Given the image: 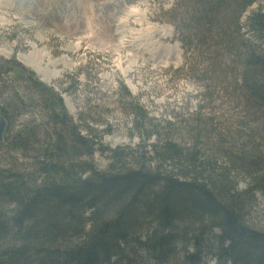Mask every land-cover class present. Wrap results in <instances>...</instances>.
<instances>
[{
  "label": "rangeland",
  "instance_id": "rangeland-1",
  "mask_svg": "<svg viewBox=\"0 0 264 264\" xmlns=\"http://www.w3.org/2000/svg\"><path fill=\"white\" fill-rule=\"evenodd\" d=\"M0 1V116L9 121L6 138L14 141L28 131L44 138V90L31 83L34 75L64 99L82 136L92 132L100 141L94 146L100 170L113 164L109 150L135 152L137 160L155 168L149 146L173 142L196 152L210 173L225 172L239 191L261 179L263 189L249 203L247 220L264 230V99L255 100L235 82L241 63L223 61L224 42L214 32L195 31L203 29H196L186 0H13L11 6ZM259 7L246 10L240 35L264 48V40L247 27ZM210 42L223 47L213 52ZM33 59L36 66L27 63ZM135 99L150 118L142 131ZM5 145L0 144V168H31L28 155ZM160 167L177 172L172 163ZM143 221L146 227L126 241L114 264H225L219 230L198 237L185 220L167 249L158 251L150 244L166 241L153 221ZM183 239L190 241L187 247Z\"/></svg>",
  "mask_w": 264,
  "mask_h": 264
},
{
  "label": "trees",
  "instance_id": "trees-1",
  "mask_svg": "<svg viewBox=\"0 0 264 264\" xmlns=\"http://www.w3.org/2000/svg\"><path fill=\"white\" fill-rule=\"evenodd\" d=\"M186 1L196 10V29H203L195 31L214 32L224 42L223 61L241 63L235 82L255 100H263L264 48L240 35V23L248 8L260 4L248 16L247 27L264 40V0ZM219 44L210 42L209 50L214 52ZM29 79L44 90L48 126L44 138L28 131L0 143L23 151L33 163L25 169L0 168V264H114L126 241L146 227L143 220L153 221L162 233L159 239L166 241L149 243L155 250H166L179 231L177 224L190 220L198 237L220 231L216 239L225 264H264V230L247 220L249 203L263 189L261 179L253 180L250 190L239 191L225 172L210 173L196 152L173 142L149 146L155 168L137 160L135 152L109 150L113 164L102 171L94 160V146L100 141L92 139V132L82 136L53 87L34 75ZM121 87L132 98L130 90ZM134 103L142 124L137 129L142 131L150 118L136 99ZM1 112L9 110L3 107ZM165 163H172L177 172L161 169ZM189 242L183 239L181 244L187 247Z\"/></svg>",
  "mask_w": 264,
  "mask_h": 264
},
{
  "label": "water",
  "instance_id": "water-1",
  "mask_svg": "<svg viewBox=\"0 0 264 264\" xmlns=\"http://www.w3.org/2000/svg\"><path fill=\"white\" fill-rule=\"evenodd\" d=\"M18 75H20L18 73ZM9 121L3 115L0 116V143L4 144L8 133Z\"/></svg>",
  "mask_w": 264,
  "mask_h": 264
},
{
  "label": "bare ground",
  "instance_id": "bare-ground-1",
  "mask_svg": "<svg viewBox=\"0 0 264 264\" xmlns=\"http://www.w3.org/2000/svg\"><path fill=\"white\" fill-rule=\"evenodd\" d=\"M7 2V5L8 4H10V6H11V3L13 2V0H3V2ZM2 1H0V3H1ZM2 4V3H1ZM0 4V5H1ZM13 4H14V2H13ZM5 4H3V6H4ZM9 6V5H8ZM5 7V6H4ZM43 59V55L42 54H40L39 56H38V60L40 61V60H42ZM32 62H30V61H28L27 63L30 65V66H36L37 65V60L36 59H33V60H31ZM50 78V80L51 79H53V78H56V75H52V76H50L49 77Z\"/></svg>",
  "mask_w": 264,
  "mask_h": 264
}]
</instances>
